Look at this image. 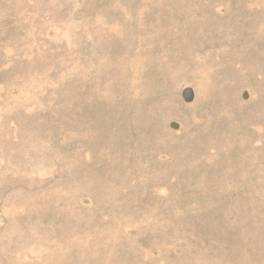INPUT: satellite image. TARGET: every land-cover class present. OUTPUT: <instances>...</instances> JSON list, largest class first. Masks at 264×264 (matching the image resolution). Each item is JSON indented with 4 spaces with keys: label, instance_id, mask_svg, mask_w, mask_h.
<instances>
[{
    "label": "rangeland",
    "instance_id": "rangeland-1",
    "mask_svg": "<svg viewBox=\"0 0 264 264\" xmlns=\"http://www.w3.org/2000/svg\"><path fill=\"white\" fill-rule=\"evenodd\" d=\"M0 264H264V0H0Z\"/></svg>",
    "mask_w": 264,
    "mask_h": 264
}]
</instances>
